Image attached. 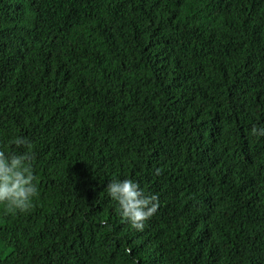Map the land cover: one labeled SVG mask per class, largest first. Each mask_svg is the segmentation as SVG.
Wrapping results in <instances>:
<instances>
[{
	"label": "trees",
	"instance_id": "16d2710c",
	"mask_svg": "<svg viewBox=\"0 0 264 264\" xmlns=\"http://www.w3.org/2000/svg\"><path fill=\"white\" fill-rule=\"evenodd\" d=\"M253 125L264 0H0V149L27 138L38 187L0 264H264ZM114 177L158 196L142 231Z\"/></svg>",
	"mask_w": 264,
	"mask_h": 264
},
{
	"label": "clouds",
	"instance_id": "9594fccd",
	"mask_svg": "<svg viewBox=\"0 0 264 264\" xmlns=\"http://www.w3.org/2000/svg\"><path fill=\"white\" fill-rule=\"evenodd\" d=\"M250 132L254 137H264V125H253ZM10 143L24 150L0 149V205L6 213H23L33 206L34 198L38 196L37 178L32 170L34 153L25 137L14 136ZM106 191L117 203L120 216L136 230L144 229L145 222L159 206L158 196L146 194L131 178H112Z\"/></svg>",
	"mask_w": 264,
	"mask_h": 264
}]
</instances>
